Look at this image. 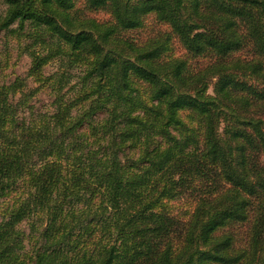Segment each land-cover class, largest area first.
<instances>
[{
	"label": "trees",
	"instance_id": "trees-1",
	"mask_svg": "<svg viewBox=\"0 0 264 264\" xmlns=\"http://www.w3.org/2000/svg\"><path fill=\"white\" fill-rule=\"evenodd\" d=\"M0 7L31 57L0 80V264H264V0Z\"/></svg>",
	"mask_w": 264,
	"mask_h": 264
},
{
	"label": "rangeland",
	"instance_id": "rangeland-1",
	"mask_svg": "<svg viewBox=\"0 0 264 264\" xmlns=\"http://www.w3.org/2000/svg\"><path fill=\"white\" fill-rule=\"evenodd\" d=\"M82 8V2L77 4ZM1 10V7H0ZM91 16L98 19H107L108 14L104 11L91 12ZM158 28H161L158 24H155L151 19H148L146 26L139 30L133 31L132 35L134 36H147L151 35ZM28 42L24 37L17 35L15 32H4L0 31V72L3 75L0 80L7 81L8 79H14L16 76L25 78L27 70L31 64V57L29 55V49L27 48ZM177 53H182V49L177 46L175 47ZM61 63L49 62L43 68L44 75H50L54 71H58V67ZM81 66H69L67 67V72L69 73L68 84L64 86L61 90L65 92V99H71L78 94L80 86L77 84L78 77L81 75ZM27 87H36L38 82L31 77L26 78ZM208 93L212 94V84L208 88ZM50 87H42L38 92L32 96V103L35 107L40 109L43 105H46L52 99L50 95ZM44 108V107H43ZM171 205H174V209L186 208L187 203L183 201H173ZM25 228V226H24Z\"/></svg>",
	"mask_w": 264,
	"mask_h": 264
}]
</instances>
